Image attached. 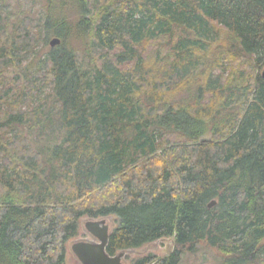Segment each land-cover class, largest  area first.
<instances>
[{
	"label": "trees",
	"instance_id": "obj_1",
	"mask_svg": "<svg viewBox=\"0 0 264 264\" xmlns=\"http://www.w3.org/2000/svg\"><path fill=\"white\" fill-rule=\"evenodd\" d=\"M16 8L0 0V264H65L85 217H115L111 255L173 238L135 264L203 243L264 264V0Z\"/></svg>",
	"mask_w": 264,
	"mask_h": 264
},
{
	"label": "rangeland",
	"instance_id": "obj_2",
	"mask_svg": "<svg viewBox=\"0 0 264 264\" xmlns=\"http://www.w3.org/2000/svg\"><path fill=\"white\" fill-rule=\"evenodd\" d=\"M18 10H23L31 14L32 16L46 18L47 12V0H10ZM72 6L67 7V12L70 18H75L76 14L75 11L72 10ZM55 36V35H54ZM51 36L46 41H43L42 44L38 47V51L36 53L30 54L25 63H30L34 61L33 58L35 56L44 55L46 54L49 49L51 48L50 40L54 37ZM71 46H73L79 53H82L85 50V41L82 39H78L75 36L70 38ZM230 70L232 69V65H230ZM229 70V72H230ZM262 73V71H261ZM181 94H178V97ZM105 218V217H104ZM90 218H83L80 221V229L78 235L70 240L67 243V253H66V263L65 264H82L80 260L77 258L75 253L72 250V244L75 241L90 239L93 240V237L88 233L85 222ZM101 219V218H99ZM107 224L112 230L115 225V217H106ZM174 247V240L173 238H165L161 240H157L146 245L141 246L140 248H134L126 252L125 257L123 259L125 264H135V261L142 256L148 255L150 253L156 254L158 256H165L168 254ZM221 256L219 255L216 248L210 247L207 244L203 243L200 244L198 250L196 252H186L182 258L180 264H219Z\"/></svg>",
	"mask_w": 264,
	"mask_h": 264
},
{
	"label": "water",
	"instance_id": "obj_3",
	"mask_svg": "<svg viewBox=\"0 0 264 264\" xmlns=\"http://www.w3.org/2000/svg\"><path fill=\"white\" fill-rule=\"evenodd\" d=\"M60 43L61 39L59 37H53L50 40V45L52 47ZM261 75L264 79V68ZM215 204L216 200H213L209 206ZM85 227L88 233L93 237V240L84 239L75 241L71 247L82 264H125L123 261L125 254L132 249L121 251L115 255L108 253L107 246L111 230L105 218L89 219L85 222Z\"/></svg>",
	"mask_w": 264,
	"mask_h": 264
},
{
	"label": "flooded vegetation",
	"instance_id": "obj_4",
	"mask_svg": "<svg viewBox=\"0 0 264 264\" xmlns=\"http://www.w3.org/2000/svg\"><path fill=\"white\" fill-rule=\"evenodd\" d=\"M109 229H110V227H109Z\"/></svg>",
	"mask_w": 264,
	"mask_h": 264
}]
</instances>
